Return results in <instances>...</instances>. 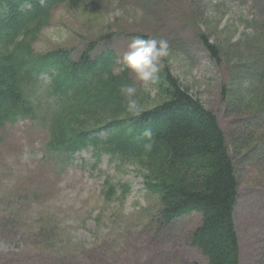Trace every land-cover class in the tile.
Here are the masks:
<instances>
[{
	"label": "rangeland",
	"instance_id": "1",
	"mask_svg": "<svg viewBox=\"0 0 264 264\" xmlns=\"http://www.w3.org/2000/svg\"><path fill=\"white\" fill-rule=\"evenodd\" d=\"M202 34L220 48V62L211 59ZM138 37L168 40L169 73L217 118L239 180L234 221L240 264H260L264 112L256 110L263 101L256 97L259 79L248 74L256 71L250 67L254 61L264 75V0H82L75 9L62 4L38 33L33 50L41 55L66 50L73 61L90 46L93 57L114 54L113 74L122 82L113 92L115 102L90 121L91 128L130 115L121 85L137 88L142 112L165 99L162 63L157 83L147 89L122 68L124 53ZM242 67L248 72L237 81ZM49 81L43 75L38 87L26 90L33 118L0 129V264H207L191 246L201 215L193 213L160 228L155 221L159 198L146 189V170L137 161H122L93 147L70 158L48 148L58 104ZM260 83L264 85V78ZM247 90L254 102L246 99ZM251 125H256L247 128L253 139L241 128ZM245 135L254 141L247 159L235 140ZM106 137L107 132L100 134L101 140ZM107 182L115 188L110 197Z\"/></svg>",
	"mask_w": 264,
	"mask_h": 264
},
{
	"label": "trees",
	"instance_id": "2",
	"mask_svg": "<svg viewBox=\"0 0 264 264\" xmlns=\"http://www.w3.org/2000/svg\"><path fill=\"white\" fill-rule=\"evenodd\" d=\"M81 2L0 0V129L20 118L34 117L35 110L26 89L35 88L38 78L47 74L50 91L58 100V108L51 118L49 149L72 156L89 146H102L122 161H137L146 170V189L159 198L155 221L160 228L198 213L202 222L192 235L191 246L202 253L207 264H240L234 221L239 191L236 162L229 155L217 118L169 73L165 58L161 60L165 99L158 106L139 116L130 114L89 128L90 121L115 102L113 92L122 82L110 70L112 54L94 59L92 46L77 61L66 50L34 53L33 43L52 10L61 4L75 9ZM200 40L211 59L220 62V48L203 34ZM253 62L250 67L256 71L248 76L259 79L256 97L261 95L263 101L256 110L262 113L264 85L260 82L264 75L258 73L259 65ZM242 69H238L237 81L241 80L242 73L248 72ZM245 92L246 99L254 102V97H249L252 92ZM228 94L225 93L227 99ZM238 101L234 102L235 106ZM255 126L241 128L253 139L247 128ZM102 130L109 132L104 142L93 136ZM146 131L151 135H145ZM247 135L235 139L238 152H244V159L254 151L250 147L254 141L245 138ZM107 188V197L115 194L111 183H107ZM260 261L264 264V255Z\"/></svg>",
	"mask_w": 264,
	"mask_h": 264
},
{
	"label": "clouds",
	"instance_id": "3",
	"mask_svg": "<svg viewBox=\"0 0 264 264\" xmlns=\"http://www.w3.org/2000/svg\"><path fill=\"white\" fill-rule=\"evenodd\" d=\"M115 15H120V12L117 11ZM169 52L170 44L165 38H135L122 57V68L133 72L137 81L147 89L157 83L161 60L168 57ZM119 92L126 102L127 112L139 116L143 109L137 96V88L125 84L121 85ZM145 135L150 136V131H146ZM146 147L150 148L151 145Z\"/></svg>",
	"mask_w": 264,
	"mask_h": 264
}]
</instances>
